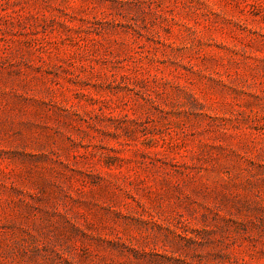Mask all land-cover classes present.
<instances>
[{"label":"rangeland","instance_id":"obj_1","mask_svg":"<svg viewBox=\"0 0 264 264\" xmlns=\"http://www.w3.org/2000/svg\"><path fill=\"white\" fill-rule=\"evenodd\" d=\"M0 264H264V0H0Z\"/></svg>","mask_w":264,"mask_h":264}]
</instances>
